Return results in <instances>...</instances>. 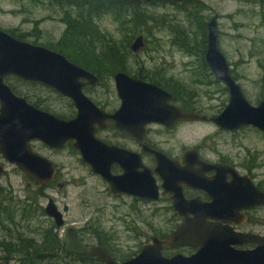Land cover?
I'll list each match as a JSON object with an SVG mask.
<instances>
[{
	"label": "flooded vegetation",
	"instance_id": "flooded-vegetation-1",
	"mask_svg": "<svg viewBox=\"0 0 264 264\" xmlns=\"http://www.w3.org/2000/svg\"><path fill=\"white\" fill-rule=\"evenodd\" d=\"M33 1L38 5L41 4L44 7H47L52 13L57 14L58 17L55 15H49L43 18L24 16L21 21L18 22L19 24L17 26L11 27L10 29H3L0 27V29L10 33L21 41H26L57 51L55 50L56 43L62 40V37L68 28L66 22L67 16L65 15L69 13L72 16H75L78 10L77 3L80 0H65L66 2H64V0ZM64 4L65 7H63ZM64 9L67 11L66 14ZM29 11H25V8H23L12 13L14 15L18 13L28 14ZM47 21L58 22L64 25V31L55 43L49 42L43 44L38 42V40L44 35L41 25ZM29 24L33 25L32 30L24 28ZM33 36L35 39L30 40ZM175 43L176 41L173 40V44ZM144 47L142 49H144ZM206 52L205 58L200 59V66L208 72V75L214 77L219 83V78L216 77L207 62ZM228 64L230 66L231 75L236 79L229 61ZM156 69L157 70H155L154 74H161L163 80L164 78H169L170 81H167L168 87L158 84L150 78L144 79L140 77L144 76L142 73H137V76H132L155 83L169 92L172 95V99L168 101L170 105L176 106L185 113H197L205 118L199 120H176L171 126L160 122H149L144 127V133L137 132L136 134L121 129L113 119H109L101 126L98 125L95 129V136L97 139L110 147H115L117 150H124L127 153L124 164L114 162L110 165V173L113 176H122L127 173L129 177H126V184L122 191H116L117 189L110 179H105L101 174L93 171L92 166L83 160L80 150L74 146L75 140H70L62 148H51L54 150L70 149L73 156L77 157V159L88 168L92 175L103 181L104 190L101 191L100 194H102L106 200L104 203L105 211H111V218L109 219L111 223L110 226L104 225L100 217L98 219L92 218L86 220L84 224H82L80 220L70 221L65 218V215L70 211L68 204H65L63 209H60L57 200L54 197L50 196L48 198V202L51 199L54 200L58 209L63 214L64 224L57 227L60 228L61 237L64 238L65 253L74 257L77 262L89 258L96 262V264H104L97 255L90 251L75 252L66 250L65 236L67 231L72 227L78 228L80 240L87 247L102 246L113 260L118 263L136 257L141 253L144 245L153 243L155 237L159 240H165L167 236L174 233L183 223L185 215L194 218L196 216L195 213L204 217L202 224L228 225L234 231L250 232L264 237V230H262V228H264V203H254L256 191L264 193V175L262 176L261 173V165L259 162L255 161L253 157L247 160L246 158L243 159L238 152L232 153V151L234 152V148L239 146L237 142H232L231 144L228 143L226 145L219 142L220 134L235 136L238 133L249 129H253L260 134H264V132L250 125L244 126L235 131L221 129L219 125L213 121V118L219 116L224 109L219 112V107L198 106V93L184 91L181 83L176 80L175 77L165 76L164 68ZM87 70L96 74L99 77V81L96 84L86 85L83 88L85 94L105 113H115L122 104V99L118 95L115 83L114 86L116 90L114 93L117 97L114 102H117L118 106H113L114 102L109 87L106 90L108 95L107 99H105L106 92H102L103 100L96 99L92 95V91L99 89L102 82L105 81L107 83L111 79L114 80L115 74L111 77L90 69ZM154 74L151 75L149 73V76H153ZM9 77L12 76H8L7 78ZM226 89V92L229 93L227 87ZM59 94L64 100L68 101L67 104L70 106V112L66 116H60L53 112L51 113L64 119H72L76 117L78 110L73 100L61 93ZM127 118L132 120L134 119V116ZM136 120L140 122L142 118L137 117ZM195 124H204L208 126L210 130L189 140H179L172 134L175 130H178L184 125L191 127ZM152 150L161 152L163 157L157 156ZM0 156L2 157L1 154ZM0 165L3 166L1 163ZM56 166L58 168L57 173L54 179L47 185L39 184L27 175L26 176L32 180L33 183L35 182L45 187H50L57 182L59 190H63L65 183L58 181L60 168L57 164ZM144 183L147 184L145 187L146 192H144L146 195L143 194ZM60 184H63V186ZM155 186H157V191H155ZM153 194H156L157 197H152L151 195ZM120 210L122 212L115 215V212H119ZM179 210L184 211L185 214L181 213ZM223 210L228 212L227 219L229 220L219 218V211ZM144 211L151 213V217L153 218L152 222L145 221L144 223ZM214 215H216V217H213ZM159 216H162L163 223L166 225L165 228H162L157 223L159 221ZM52 220L54 221V219ZM119 223H123L129 237L136 242L134 246H130L129 250H126L125 252L122 250V244L117 240L120 238V235L116 230V226H118ZM255 246V244L250 243L237 245V248L253 249ZM195 253L196 249L187 245L174 247L164 245L162 248V254L168 258L174 257L178 254L190 257Z\"/></svg>",
	"mask_w": 264,
	"mask_h": 264
},
{
	"label": "water",
	"instance_id": "water-1",
	"mask_svg": "<svg viewBox=\"0 0 264 264\" xmlns=\"http://www.w3.org/2000/svg\"><path fill=\"white\" fill-rule=\"evenodd\" d=\"M144 46V36L139 35L132 43V50L138 52ZM206 59L216 77L226 85L230 95L228 104L219 116L213 118V121L224 130L235 131L250 125L264 132V98L257 104H252L240 83L231 75L227 58L218 45V14L208 21ZM8 76L39 82L69 97L78 110L76 117L64 119L35 106L25 97L14 92L6 82ZM98 81L99 77L96 74L72 62L64 54L21 41L0 29V154L2 157L39 184L47 185L54 179L58 168L53 160L34 149L33 142H42L50 148H62L70 140H75L74 146L80 150L83 160L92 166L93 171L101 174L105 179H110L116 191H122L128 175L126 173L122 176H113L110 173V165L114 162L124 164L127 153L97 139L95 129L98 125L101 126L109 119H113L121 129L136 134L144 133V127L149 122H160L171 126L176 120L205 118L197 113H185L176 106L170 105L168 101L172 99V95L165 89L124 71H118L114 75V83L122 104L115 113H105L83 90L86 85L96 84ZM262 82L264 85V72ZM130 116H134V119L129 120L127 117ZM137 117L142 120L137 121ZM152 151L157 156L163 157L161 152ZM3 172L4 168L0 165V174ZM146 185L144 183L143 194L146 192ZM154 188L157 191V186ZM151 196L157 197L156 194ZM254 203H264V193L256 191ZM179 211L185 214L184 211ZM45 213L54 219L57 226L64 224L63 214L53 199L45 206ZM219 213L220 219L229 220L226 210ZM195 214L194 218L185 215L183 223L165 240L155 237L153 243L144 245L141 253L136 257L120 263L114 261L102 246L87 247L81 242L76 227L70 228L66 233V250L90 251L104 264H264L263 236L250 232H237L228 225L202 224L204 217ZM250 243L255 244V248H237V245ZM164 245L192 246L196 249V253L190 257L178 254L168 258L162 254Z\"/></svg>",
	"mask_w": 264,
	"mask_h": 264
},
{
	"label": "rangeland",
	"instance_id": "rangeland-1",
	"mask_svg": "<svg viewBox=\"0 0 264 264\" xmlns=\"http://www.w3.org/2000/svg\"><path fill=\"white\" fill-rule=\"evenodd\" d=\"M203 3L206 7L204 14L207 21L215 14H219V47L229 61L235 78L240 83L246 97L252 104H257L264 98V85L262 75L264 72V0H196ZM64 2H66L64 0ZM131 2V1H127ZM139 7L131 5L125 7L126 12L133 13L134 9H140L143 14L146 13L151 18H145V14L140 17L139 32L133 38L135 41L138 35H143L145 47L139 52L129 54L128 59H124V65L130 75L142 73L144 75L154 74L156 68H164L165 76L175 77L184 91L198 93V106L214 108L219 107V112L224 109L229 101V93L226 92V86L214 77L208 75V72L200 66L201 49L199 35L202 30L192 23L186 16V12L181 3L170 1H154L151 3L138 2ZM183 3V2H182ZM24 5V6H23ZM26 6V7H25ZM25 8L28 14L12 12ZM52 13L50 9L41 4L34 3L33 0H0V27L10 29L17 26L24 16L31 18H43ZM60 15V14H59ZM144 18V21H141ZM98 24L103 32L111 33L115 39H121L125 23L122 24L116 17L108 13L98 20ZM181 28L186 34L185 38L192 53L182 50L173 40L182 41V36L175 28ZM24 28L32 30L33 25H26ZM44 32L43 37L38 40L39 43H55L64 31V25L58 22H45L41 25ZM147 29L144 33L142 30ZM125 33H128L126 31ZM124 33V34H125ZM34 36L30 40H34ZM181 43V42H180ZM207 74V75H206ZM22 93L31 96L32 100H39L44 107L59 115L66 116L70 112V106L67 100H64L59 94L50 91L40 85H32L28 82L18 80L12 81ZM112 93V100L115 101L114 80L102 82L99 89L92 91L96 99L103 100L102 92L107 88ZM98 91V92H96ZM219 92V93H217ZM102 98V99H101ZM113 106H118L114 102ZM210 128L204 124H195L191 127L184 125L172 134L180 139H194L200 134L209 131ZM187 137V138H186ZM219 142L231 144L237 142L239 146L234 148V152L241 154L244 159L253 157L261 165L262 176L264 175V134L249 129L238 133L235 136L229 134H220ZM34 149L40 154L52 159L60 168L59 182L65 183L63 190H59L57 182L52 186L45 188V194L41 199L43 206L48 203L50 196L57 200L60 209L68 204L70 211L65 215L70 221L80 220L82 224L89 219H100L104 225L110 226L109 219L111 211H105V198L101 193L104 190V183L101 179L91 174L88 168L83 165L77 157L73 156L71 150L61 149L54 150L39 141L33 142ZM0 163L5 170L0 174V187L12 190L15 197L23 199L26 194L36 191L37 185L32 182L23 172L14 164L5 161L0 156ZM31 183V184H30ZM102 212H100V211ZM119 212H115L118 215ZM162 216L158 218V224L162 228L166 225L163 223ZM144 223L152 222L151 213L144 211ZM120 235L117 240L122 244V250H129L136 242L132 240L123 223L116 226ZM264 230V228H262ZM4 232H0V235ZM134 239V238H133ZM128 247V248H127ZM19 264L18 261H13Z\"/></svg>",
	"mask_w": 264,
	"mask_h": 264
},
{
	"label": "trees",
	"instance_id": "trees-1",
	"mask_svg": "<svg viewBox=\"0 0 264 264\" xmlns=\"http://www.w3.org/2000/svg\"><path fill=\"white\" fill-rule=\"evenodd\" d=\"M130 3L139 7L138 2L124 0H80L77 3L78 10L75 16L64 9L65 14L67 13L65 16H67L68 28L62 40L56 43L55 50L84 68L103 75L113 77L118 71L129 73L124 65V59H128L129 54H134L132 42L139 32L140 17L145 14V18H151L148 14H143L140 9H134L133 13H125L124 8L131 5L122 4ZM181 5L186 7L184 10L192 26L202 30L198 42H200L201 49L200 59H204L208 44V21L204 14L206 7L196 0L184 1ZM108 13L113 14L120 23L127 24L123 28L128 33L123 32L121 39H115L111 33L103 32L99 26L98 20ZM141 21H144V18ZM175 29L183 38L179 42L176 39V44L187 53H192L193 48L189 47L188 39L185 38L186 34L181 28ZM146 30L143 28L141 32L144 33ZM140 77L150 78L165 87H168L167 81H170L169 78H164V81L161 74ZM14 80L28 81L14 76L7 78V83L16 94L24 96L44 110L55 113L41 104L43 101L41 98L34 101L31 96L22 93L13 84ZM28 83L46 87L37 82ZM46 88L56 92L51 88ZM35 184L37 185L36 191L26 194L23 199L15 197L12 190L0 187V232H4L0 235V264H14L13 261H18L19 264H96L89 258L77 262L74 257L65 253L64 238L61 237L60 228L47 216L41 203V199L46 196V187Z\"/></svg>",
	"mask_w": 264,
	"mask_h": 264
},
{
	"label": "bare ground",
	"instance_id": "bare-ground-1",
	"mask_svg": "<svg viewBox=\"0 0 264 264\" xmlns=\"http://www.w3.org/2000/svg\"><path fill=\"white\" fill-rule=\"evenodd\" d=\"M124 1H131V2H133L132 0H124ZM144 2V1H143ZM148 3V2H147Z\"/></svg>",
	"mask_w": 264,
	"mask_h": 264
}]
</instances>
